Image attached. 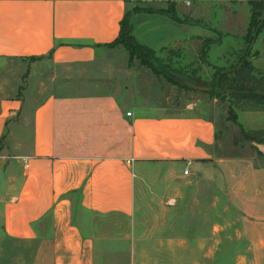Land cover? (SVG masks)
Here are the masks:
<instances>
[{
	"label": "crops",
	"instance_id": "crops-1",
	"mask_svg": "<svg viewBox=\"0 0 264 264\" xmlns=\"http://www.w3.org/2000/svg\"><path fill=\"white\" fill-rule=\"evenodd\" d=\"M126 6L127 0H0V59L93 63L119 36ZM6 89L1 83L0 235L15 258L23 257L13 264H96L103 241L90 215L131 217L147 173L171 187L209 169L217 177L230 170L228 193L250 263L264 264V159L218 157L214 120L147 113L110 90L49 94L34 103L16 86ZM257 146L264 156V144Z\"/></svg>",
	"mask_w": 264,
	"mask_h": 264
},
{
	"label": "rangeland",
	"instance_id": "rangeland-1",
	"mask_svg": "<svg viewBox=\"0 0 264 264\" xmlns=\"http://www.w3.org/2000/svg\"><path fill=\"white\" fill-rule=\"evenodd\" d=\"M126 9L127 30L103 46L93 63L0 59V84L8 91L16 86L34 103L49 94L110 90L147 113L204 115L216 123L218 157L260 163V143L247 140L240 126L264 129V109L209 89L216 70L242 59L264 73V0H127ZM145 61L177 71L182 84L158 76ZM136 174L143 178L141 169ZM157 175L146 174L131 217L90 215L103 241L96 264H251L241 216L228 193L229 169L218 177L211 169L193 173L171 187ZM4 180L1 175L5 192ZM13 252L0 235V264L23 259Z\"/></svg>",
	"mask_w": 264,
	"mask_h": 264
},
{
	"label": "trees",
	"instance_id": "trees-1",
	"mask_svg": "<svg viewBox=\"0 0 264 264\" xmlns=\"http://www.w3.org/2000/svg\"><path fill=\"white\" fill-rule=\"evenodd\" d=\"M127 14L128 11L126 10L124 17L121 20V29L118 37H120L121 33L128 28V22L126 21ZM118 37L114 41H116ZM114 41L108 43L107 45H112ZM144 47L147 48L145 45ZM145 62L158 76H163L172 83L177 84L179 82L182 84L175 75L177 71H172L170 68L164 69L154 67L156 65L153 63L151 64L148 61ZM209 90L213 91L217 96L228 95L235 100L239 98L238 100L247 103L246 105L249 108L264 109V73L261 72V69L258 70V68H256L251 62H247L244 59L240 60L235 66L230 65L228 67H224L223 69L216 70L213 74ZM231 118L238 122L235 112ZM240 129L247 140L264 144V129L248 131L243 129L241 126ZM258 154L260 156L263 155L260 150H258Z\"/></svg>",
	"mask_w": 264,
	"mask_h": 264
},
{
	"label": "built area",
	"instance_id": "built-area-1",
	"mask_svg": "<svg viewBox=\"0 0 264 264\" xmlns=\"http://www.w3.org/2000/svg\"><path fill=\"white\" fill-rule=\"evenodd\" d=\"M127 115H131V112H127ZM184 174H185V175H189V174H190V169H189L188 167H186V168L184 169Z\"/></svg>",
	"mask_w": 264,
	"mask_h": 264
}]
</instances>
